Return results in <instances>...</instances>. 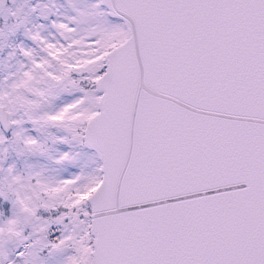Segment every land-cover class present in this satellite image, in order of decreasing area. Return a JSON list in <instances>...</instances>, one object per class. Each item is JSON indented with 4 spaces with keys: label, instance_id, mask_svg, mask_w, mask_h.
I'll list each match as a JSON object with an SVG mask.
<instances>
[{
    "label": "snow or ice",
    "instance_id": "obj_1",
    "mask_svg": "<svg viewBox=\"0 0 264 264\" xmlns=\"http://www.w3.org/2000/svg\"><path fill=\"white\" fill-rule=\"evenodd\" d=\"M0 264H264V0H0Z\"/></svg>",
    "mask_w": 264,
    "mask_h": 264
}]
</instances>
